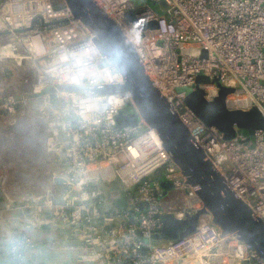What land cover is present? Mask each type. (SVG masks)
Returning <instances> with one entry per match:
<instances>
[{
  "label": "built area",
  "instance_id": "2783aa9c",
  "mask_svg": "<svg viewBox=\"0 0 264 264\" xmlns=\"http://www.w3.org/2000/svg\"><path fill=\"white\" fill-rule=\"evenodd\" d=\"M94 1L133 44L146 74L187 126L193 143L232 193L264 220V129L250 137L234 123V136L225 139L195 115L184 102L185 91L179 90L193 87L195 78L205 75L210 82L200 87L212 100L218 92L212 80L219 77L234 89L226 96L229 109L257 106L264 116V0H151L167 5L162 12L132 0ZM127 12L145 28H137ZM153 21L157 28L150 27ZM12 59L29 60L35 81L17 93L0 91V114L23 115L36 105V119H47L58 130L60 139L49 138L47 147L53 180L64 190L62 200L49 195L18 205L25 209L27 229L0 237V260L25 259L24 249L34 246L39 229L48 225L44 210L52 223L80 232L70 237L75 264H201L203 257L217 253L228 256L230 264H264L254 250L222 235L209 213L200 215L195 231L183 238L144 242L160 231L162 214L184 218L203 204L155 131L139 117L128 92L91 95L59 89L123 81L93 33L63 0H0L4 77L12 72L2 64ZM126 110L137 116L136 126L117 127L116 115ZM142 125L146 129L140 132ZM116 179L129 201L123 208L106 209L100 182ZM161 180L172 182L177 200L161 196Z\"/></svg>",
  "mask_w": 264,
  "mask_h": 264
},
{
  "label": "water",
  "instance_id": "95a60500",
  "mask_svg": "<svg viewBox=\"0 0 264 264\" xmlns=\"http://www.w3.org/2000/svg\"><path fill=\"white\" fill-rule=\"evenodd\" d=\"M63 1L72 16L81 20L93 33L98 49L106 61L118 69L123 81L119 84L94 87L60 85L59 89L82 91L91 95L128 92L139 117L155 131L163 147L179 167L187 183L195 188L196 195L203 204L202 209L186 214L184 218H177L172 213L162 214L160 231L144 238V242L183 238L195 231L200 215L209 213L211 222L222 235H232L247 248L254 250L264 262V220L254 215L247 204L232 193L204 151L193 143L187 126L146 74L133 44L125 39L118 26L94 0ZM157 7L160 12L167 10V5L162 1L158 2ZM126 17L133 21L137 28H145L146 24L136 21L132 12H127ZM157 26L156 21L150 24L151 28ZM212 81L218 87L217 95L212 100L204 97V90L200 87V84L210 82L205 75H198L193 87L179 89L185 91V104L206 126L218 128L225 139L234 136V123L250 137L256 129H264L261 109L257 106L229 109L226 106V96L233 93L234 89L222 85L219 77ZM136 124L137 116L134 112L126 110L116 115L117 127ZM160 187L163 197L173 188V184L161 180ZM0 195H4L1 187ZM75 262L74 258L73 264Z\"/></svg>",
  "mask_w": 264,
  "mask_h": 264
},
{
  "label": "crops",
  "instance_id": "0c3cea01",
  "mask_svg": "<svg viewBox=\"0 0 264 264\" xmlns=\"http://www.w3.org/2000/svg\"><path fill=\"white\" fill-rule=\"evenodd\" d=\"M2 66H7L10 68L12 73L21 74L24 78L27 76V73L32 74L35 77V70L27 59L7 60L2 64ZM16 82V77L12 78V80L10 78L8 79V77H4L0 69V91L3 86L8 93H17L30 88L27 87V84L24 81L22 82L21 88H19L16 85ZM31 108H35V112H33V114L36 118V114L38 113L36 105L30 106L27 109V112L30 111ZM55 129H53L52 134L56 136L55 139L59 140L60 135L58 130ZM42 149H44L45 153H48L46 152L47 150H45V144H42ZM47 155L51 159V156L49 154ZM13 167L14 170L12 169V164L9 163H6L5 166H0V187L2 188V192L4 194L3 197L0 195V237L5 239H7L14 231H24L27 229L25 209L18 207L23 200L30 199L32 197L45 198L49 195H54L56 198L59 197V200L63 199L62 192L64 190V185L55 184L52 177L53 163L51 166V161L50 164L47 165L46 171L48 183V187L46 188L47 192L41 195L37 194V196H29L25 193L26 190L24 189V191L22 189V186H16L17 180H21L18 183H24L27 182V178L25 176H21L23 178L22 181V178L19 176H14L13 173L15 172L16 166ZM42 190L43 189L40 191ZM100 191L102 192V197L104 198L103 206L106 209L123 208L121 206L119 207V202L122 198H125L126 205L129 201V196L120 189V184L117 179L108 182H100ZM5 202H13L14 204L10 207V209H6L4 207ZM10 205L12 204L10 203ZM41 215L42 217L48 219V225L39 229L40 231L36 236L34 246L24 249L25 259L21 262L15 263L8 258V256H5L0 260V264H73L75 252L72 249L70 237L73 236L76 238L80 232L75 230V232L72 233L70 228L52 223L48 218V214L44 210L41 211Z\"/></svg>",
  "mask_w": 264,
  "mask_h": 264
},
{
  "label": "rangeland",
  "instance_id": "374dc122",
  "mask_svg": "<svg viewBox=\"0 0 264 264\" xmlns=\"http://www.w3.org/2000/svg\"><path fill=\"white\" fill-rule=\"evenodd\" d=\"M132 1L135 2L137 6L148 4L151 8L158 11V2H153L151 0ZM7 77L11 80L16 77V85L19 88H21L23 81L26 82L27 87L29 88L35 80V77L29 73H27L25 78L21 76V74L16 73H11V75ZM1 92L8 93L4 86L2 87ZM236 97H241V95H237L235 98ZM33 112H35V108H31L27 114L23 115L0 114V166H5L6 163H9L12 164L13 170V166H16L13 175L16 177L19 176L20 178H22L21 176H25L27 178V182L24 183H18L21 180H17L16 186H22V189H25V193L29 196H37V194L41 195L47 192V165L50 164V161L51 166L53 163L52 158L50 159L47 155L49 154L51 156L48 151L47 141L49 138H56V136L52 134L55 127L50 126L49 120L36 119ZM139 129L140 132L144 131L146 125H142ZM42 144H45V150H47L46 152L48 153H45L44 149H42ZM41 189L43 190L40 191ZM177 194L178 191H170V193L165 196V199H170L172 201L177 200ZM58 198L59 197H57V199ZM216 256H219V262L213 260ZM218 263L230 264L231 260L228 256L222 253H217L214 257H212V254L209 258L207 256L203 257L201 262V264Z\"/></svg>",
  "mask_w": 264,
  "mask_h": 264
},
{
  "label": "bare ground",
  "instance_id": "6f19581e",
  "mask_svg": "<svg viewBox=\"0 0 264 264\" xmlns=\"http://www.w3.org/2000/svg\"><path fill=\"white\" fill-rule=\"evenodd\" d=\"M239 102L240 103H244L245 104V98L244 97H241V98H238ZM219 257V256H218ZM223 258V257H222ZM215 261H220V259H217V258H214ZM222 260H226V259H222ZM205 261V260H204ZM206 262V261H205ZM219 264V263H218ZM237 264V262H236Z\"/></svg>",
  "mask_w": 264,
  "mask_h": 264
},
{
  "label": "trees",
  "instance_id": "16d2710c",
  "mask_svg": "<svg viewBox=\"0 0 264 264\" xmlns=\"http://www.w3.org/2000/svg\"><path fill=\"white\" fill-rule=\"evenodd\" d=\"M126 200H125V198H122L121 199V201L119 202V207L121 206V207H124L126 204Z\"/></svg>",
  "mask_w": 264,
  "mask_h": 264
}]
</instances>
